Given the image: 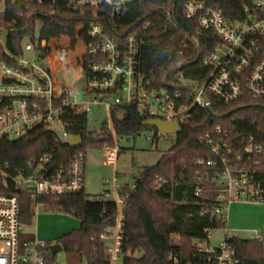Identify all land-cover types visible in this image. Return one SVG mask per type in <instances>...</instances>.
<instances>
[{"label": "built area", "instance_id": "obj_1", "mask_svg": "<svg viewBox=\"0 0 264 264\" xmlns=\"http://www.w3.org/2000/svg\"><path fill=\"white\" fill-rule=\"evenodd\" d=\"M44 1L60 3L78 13L102 9L104 13L95 12L94 17L104 20L121 17L130 4L143 5L146 0H25L24 6L28 10L33 3L43 5ZM7 3L0 0V140H20L38 129L56 128L66 133L62 122L65 108L88 113L92 104L102 102L109 111L115 106H135L145 121H178L181 126L192 118L196 109L211 110L212 101L230 106L247 98L264 104V0H184V18L197 21L201 32L210 33L216 39L215 46L203 61L208 72L202 82L188 80L179 73L161 90L152 89L141 71L143 33L135 30L125 42H120L110 36L104 23L92 24L89 44L76 38L75 48L81 46L82 54L73 68L84 82L82 102L74 92V84L59 85L48 59L40 60L42 42L38 35L27 38L30 43L26 45V52L35 53L32 62L26 60L24 49L21 56L8 51L4 26ZM168 19L175 26L174 19L171 16ZM150 27L151 23H146L144 31ZM83 30V25L76 27L78 33ZM64 39L72 47V40L62 37L51 39L47 48L52 53ZM184 45L188 47V40ZM86 57L89 59L87 68ZM87 72L92 74L91 79ZM154 131L157 138L161 136ZM68 137L66 133L65 138ZM201 142L211 150V156L198 157L197 164L223 168V171L216 172L212 179L208 172L200 178L197 195L205 183L214 182L215 212L226 221L227 211L234 203H264L262 190L243 170L244 157L249 161L253 156L264 154V146L253 136L239 134L231 138L221 126L206 132ZM118 156L115 149L107 164H115ZM50 160L49 156L33 159L25 169L14 173L10 172L9 164L4 168L0 166V264H58L59 253L54 254L52 250L55 244L41 242L37 235L27 231L28 226L22 219L21 197L59 199L83 193L87 160L84 154H79L67 168L49 172ZM157 180L160 182L161 178ZM251 187H254L253 193H249ZM118 189L114 181L113 193L95 197L96 201H114L118 210L115 226L105 229L100 238L109 264H124L127 197L121 196ZM39 206L36 201L35 212ZM225 234V242L219 247L207 250L199 246V252L208 254V262L212 264H241L238 251L227 242L235 234L228 227ZM173 261L177 263L178 259Z\"/></svg>", "mask_w": 264, "mask_h": 264}, {"label": "trees", "instance_id": "obj_2", "mask_svg": "<svg viewBox=\"0 0 264 264\" xmlns=\"http://www.w3.org/2000/svg\"><path fill=\"white\" fill-rule=\"evenodd\" d=\"M7 2L4 21L6 47L15 56H21L24 41L36 35L41 42L68 38L72 40V49L76 47L77 37L89 44L92 24L102 22L110 36L120 42H125L135 30L143 33L145 42L141 71L152 89H165L163 81L168 74L167 81L180 73L195 82H202L207 75L203 61L213 51L216 39L210 33L201 32L197 21L184 18V0H146L143 5L133 3L121 17L104 20L94 17L95 12L103 14L102 9H87L78 13L60 3L44 1L43 5L33 3L27 10L25 0ZM20 14H23L22 18ZM169 16L174 19L175 26L170 24ZM148 22L151 27L144 31L143 27ZM78 25H83L85 30L76 32ZM185 40H188V47L184 45ZM66 47L67 40L64 39L63 48ZM50 54L49 48L43 49L41 46L39 49L41 61H46ZM85 63L87 68V57ZM87 75L89 79L93 77L89 72ZM110 118L113 131L109 123H105L102 133L95 138L87 128V113L67 107L62 116L64 129L69 136H82L83 147L71 148L55 135L43 134L45 130L38 129L20 140H0V166L4 168L9 164L10 172L14 173L25 169L33 159L49 156L48 170L55 172L67 168L79 154H84L86 158L89 146L115 150L117 144L114 135L116 138H136L152 130L144 127L145 119L135 106L112 107ZM216 126H221L231 138L239 134L253 136L258 144L264 146V104L246 98L230 106L212 101L211 110L196 109L192 118L182 123V134L169 154L164 155L155 166L146 167L137 178L134 189H119L120 195L127 197L124 209V264H212L208 262V254L199 252L200 243L208 241L213 230L226 229L227 221L215 212L214 182L205 183L199 195L197 188L200 178L207 172L212 179L223 168L199 166L197 158L203 156L207 159L211 156V150L201 139ZM244 165V172L262 190L264 197V154L253 156L249 161L245 156ZM158 177L161 178L160 182ZM21 200L22 219L28 227L34 223L36 201L49 212L78 218L80 229L60 238L57 243L64 252L81 262L109 264L100 238L105 229L115 226L118 210L114 201H96L85 191L59 199L34 200L24 195ZM174 236L179 238V245H173ZM227 242L238 251L241 264H264L262 240L233 237ZM174 258L178 259L177 263L173 261Z\"/></svg>", "mask_w": 264, "mask_h": 264}, {"label": "rangeland", "instance_id": "obj_3", "mask_svg": "<svg viewBox=\"0 0 264 264\" xmlns=\"http://www.w3.org/2000/svg\"><path fill=\"white\" fill-rule=\"evenodd\" d=\"M30 40L26 39L23 43L25 58L32 62L35 56L34 52H26V45ZM81 46L72 49L71 45L63 48V41L59 42L51 55L59 54L58 59H65L67 66L64 65L60 71V78L64 83L69 81L74 84L75 93L79 95L80 102L84 101L83 79L78 77L73 68L74 62L82 54ZM66 52H68L66 54ZM68 55V57H67ZM88 115V131L93 137L97 138L102 133L105 123H109L113 131L110 118V111L106 104L95 103L90 106ZM57 128H61L56 125ZM114 134V133H113ZM115 138L116 151L120 149V155L115 164H107L110 153L114 150H101L92 147L86 149L85 164V193L88 196L97 197L113 193L114 181L119 188L130 187L136 184L137 178L142 174L146 167H153L159 163L160 159L169 154L174 146L177 137L169 136L157 138L154 130H148L138 137ZM254 192L251 187L249 193ZM80 220L73 215L59 212H49L44 206L37 208L34 223L27 227V231L37 235L39 241L56 244L57 241L65 235L78 231L80 229ZM227 227L233 231L234 237L239 239L251 240L255 237V232H260V239L264 245V203L237 202L231 205L227 211ZM225 229L213 230L210 233L209 240L201 242L200 246L204 249H215L225 242ZM173 245H179V238H172ZM58 264H87L81 262L78 258L68 255L66 252L58 254Z\"/></svg>", "mask_w": 264, "mask_h": 264}, {"label": "water", "instance_id": "obj_4", "mask_svg": "<svg viewBox=\"0 0 264 264\" xmlns=\"http://www.w3.org/2000/svg\"><path fill=\"white\" fill-rule=\"evenodd\" d=\"M42 48H47V42H42ZM169 78V74L165 76L163 84L167 86V80ZM144 127L150 128L152 130H156L163 138H167L169 136H180L182 134V126L178 121L173 122H165L162 120H147L144 122ZM53 134L57 137V139L70 146L71 148L79 149L83 147L84 141L82 136H70L65 138L66 133L62 130L49 129L45 130L43 134ZM52 250L54 254H58L63 251V247L60 244H55L52 246Z\"/></svg>", "mask_w": 264, "mask_h": 264}, {"label": "crops", "instance_id": "obj_5", "mask_svg": "<svg viewBox=\"0 0 264 264\" xmlns=\"http://www.w3.org/2000/svg\"><path fill=\"white\" fill-rule=\"evenodd\" d=\"M59 57H60L59 54H54V55H51L47 61L51 69L53 70V73L55 74L58 84L59 85L68 84L70 81L68 83H64L62 79L60 78V74H59L61 73L60 71H62V69L64 68V65L66 66L67 62L65 61V59L59 60L58 59ZM113 192H114V189H113ZM254 234H255L254 239H257V237L260 235V232L256 231Z\"/></svg>", "mask_w": 264, "mask_h": 264}]
</instances>
